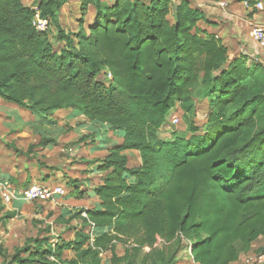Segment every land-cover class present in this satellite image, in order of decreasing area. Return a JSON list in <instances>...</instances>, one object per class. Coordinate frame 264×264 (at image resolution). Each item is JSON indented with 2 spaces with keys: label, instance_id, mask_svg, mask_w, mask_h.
<instances>
[{
  "label": "trees",
  "instance_id": "16d2710c",
  "mask_svg": "<svg viewBox=\"0 0 264 264\" xmlns=\"http://www.w3.org/2000/svg\"><path fill=\"white\" fill-rule=\"evenodd\" d=\"M66 4L0 0V99L42 119L73 109L122 142L97 167L106 174L93 190L98 207L62 214L81 221L73 240L35 239L25 258L0 244L2 264H101L104 253L108 264H177L183 249L192 264L237 262L264 237V66L231 57L220 38L198 27L205 17L186 0L175 7L170 0H81L75 33L60 24ZM90 5L95 14L85 31ZM36 12L49 21L47 31L32 25ZM50 35L63 44L58 51ZM199 103L207 106L203 130L188 121ZM175 108L189 136L160 139ZM130 151L138 153L136 168L127 166ZM14 215H0V227ZM63 251L72 258L61 260Z\"/></svg>",
  "mask_w": 264,
  "mask_h": 264
},
{
  "label": "rangeland",
  "instance_id": "374dc122",
  "mask_svg": "<svg viewBox=\"0 0 264 264\" xmlns=\"http://www.w3.org/2000/svg\"><path fill=\"white\" fill-rule=\"evenodd\" d=\"M101 1L105 3L106 0ZM22 2L25 5H35V0H22ZM69 2V7L63 10L66 20L62 24L71 27L73 19L77 17L76 19L79 20L81 17L80 4L77 3L81 2V0H69ZM215 6L216 8L227 10L230 7V3L223 4V7ZM89 7L91 12L85 13L84 22L88 21L95 13L94 7L92 5ZM169 19L171 20L170 17ZM65 31L67 32L68 29H65ZM49 34L56 35L54 25L50 27ZM53 36L50 39L55 50L58 51L61 47L57 42L53 41ZM206 108V103L197 104L196 116L188 120L200 130H203L207 121L208 113ZM71 114H77V112L73 109L56 111L46 117L49 124L38 125L36 124L37 122L43 121L40 119L41 116L0 99V170L7 172L12 167L20 169L23 161L26 160L28 162L27 160H33L34 163L47 164V167L43 166L45 170H48L45 174H48V172L52 174L50 178L40 175L38 182L42 183L45 179L49 178L46 183L49 186L55 181H53V177L62 175L60 179H64L66 184L63 185L67 189L65 197L58 202L23 201L21 206L15 209L10 208V205L7 207L2 206L0 196V206L2 207L0 215L6 212L16 213L3 227H0V244L10 256L18 253L20 257L25 258L27 255L25 254L26 250L32 249V241L35 239H48V244L52 246L62 241L69 242L73 240L74 233L82 228V224L80 220H69L68 216L61 217L65 210H67L64 205V201L67 199L72 198L74 201L83 200L84 204H87L86 207H89V209L93 208L91 194L87 198L76 199L73 188L69 186V183L75 180L74 177H79L76 180L80 183V186L75 188L74 191L80 192V188L83 186L81 184V181L84 180L83 176L98 177L95 170L97 169L98 162L104 158L106 152L105 149L93 151V147H91L95 142L92 141L93 135L90 132H93L98 127L93 124L89 125V122L82 116L71 117ZM173 119L177 120L178 124H174ZM30 122L33 124H29ZM186 128L187 121L183 117L182 112L178 108H175L166 119L165 125L161 128L159 138L171 140L173 134H187L189 136ZM201 133L199 131V134ZM47 139L52 140V143L48 146L49 150L45 151L43 146L40 149L41 147L38 146V143L41 140ZM127 156V166L129 168L139 166L140 161L138 160L139 156L137 153L128 152ZM90 168L92 171H88ZM15 176H12L10 183H13ZM90 181L93 182L94 179H90ZM29 185L30 182L26 181L21 187L27 189ZM81 192L82 194L85 193V191ZM83 208L72 209L75 213ZM156 245L162 247L163 242L158 240ZM261 250H264V237H260L253 243L248 252L240 253L238 264H264V254H262ZM116 253L119 256L122 255V245H116ZM187 254L188 251L183 249L177 257V264H192L189 258L186 257ZM72 255L70 251H63L62 258L64 259L61 260H68L72 258ZM100 257L103 260L109 258V254L107 253L106 256L102 254ZM0 264H2L1 257Z\"/></svg>",
  "mask_w": 264,
  "mask_h": 264
},
{
  "label": "crops",
  "instance_id": "0c3cea01",
  "mask_svg": "<svg viewBox=\"0 0 264 264\" xmlns=\"http://www.w3.org/2000/svg\"><path fill=\"white\" fill-rule=\"evenodd\" d=\"M112 1L113 0H106L105 4L111 5ZM145 1H147V0H145ZM180 1L181 0H170L171 7L177 6L180 3ZM186 1H188L193 8L199 9L205 17L203 21L198 23V27L205 30L209 34H213V35L217 36L218 38H220L222 40V42L224 43V45L227 47L228 52H229L231 57L246 56L250 59L255 58L258 62H260L264 66V49L259 48L251 39L252 29L257 25H264V11L263 12H256L253 8L245 7L243 5V3H237V2L232 1V0H218V1H215V0H186ZM77 3L80 4L81 2H77ZM228 3H230V7L227 8V10L216 8V6H215V5H218L219 7H223V4H228ZM69 4H70V2H69V0H67V4L60 10L59 20H60L61 26L63 25L62 27L64 29H68V31H67L68 33L69 32L75 33L78 30V19H76L77 17L73 19V23L71 24L72 25L71 27H69L65 24H62L66 20L65 19L66 16L63 14L64 13L63 10L65 8L67 9L69 7ZM25 6L30 7V8L31 7L34 8L33 5L31 6V5L27 4ZM79 8H80V5H79ZM89 8L90 7H88L87 12L90 11ZM94 14L91 16L92 19L89 18L88 21H86V22H84L85 21V16H84L85 14L83 15V23H84L83 29L85 31H87V28L89 27V25L92 24ZM212 26H215V27H212ZM62 45L63 44H60V46H62ZM74 116L77 117V116H82V115L71 114V117H74ZM40 119L43 121H41V122L39 121V122H37V123L35 122V123L38 125H40V124L44 125V124L48 123L46 120L47 118H44V119L40 118ZM29 124L32 125L33 123L30 122ZM92 124L94 126L98 127L95 130H93V132H90L93 135L92 141L95 142L91 146V147H93L92 148L93 151L105 149V152L107 153V150L109 148H111L113 146H118L121 144L122 140L117 136V133L110 130L106 125H101L98 123L89 122V125H92ZM160 132H161V129L158 130V132H157L158 137H160L159 136ZM97 144H99V145H97ZM48 146H50V145H47L44 147L45 151L49 150ZM40 149H42V148H40ZM130 152H134V151H130ZM127 153L128 152H126V156H127ZM134 153H137V152H134ZM41 155H44V154H41ZM37 159H40V158H37ZM27 161L28 162H26V160L22 162L23 165L20 169H16L15 167L14 168L12 167L10 169V171H7V172L0 170V182L4 181V180L8 181L9 184H11L10 188L16 194V196L11 201L12 203L5 204L3 202L2 203L0 202L2 206L7 207L8 205H10V208H12V209H15L16 207L21 206V204L23 203V200H21L18 196H19V192L25 190L21 186L23 184H25L26 181L30 182V185L28 187H31V186H48V185H46V183L49 180V178L52 177V174L49 172H48V174H45L48 170H45L44 167H47L48 165L43 164V163H38V162L34 163L33 160H27ZM41 161H43V160H41ZM100 162L101 161L98 162L97 167L100 165ZM26 163L28 164V166H26L27 165ZM88 171H92L91 168ZM95 173H96V176H98L96 178H91L92 176H83L84 180L81 181V184L83 186H82V188H80V192L85 191V193L82 196L83 198H87L91 194V198H92L91 201L93 203V205H92L93 208H97L99 205L98 200L96 199V197L93 194V190L102 184V180L106 175L105 173L99 171L98 168L95 170ZM14 175H16V176L13 179V183H10L12 181V176H14ZM40 175H44L45 177L48 176L49 178L45 179L44 182L40 183V182H38L40 179ZM60 177H62V175H57V176L53 177V181L54 180L55 181L53 182L52 185H49V186L62 188L64 190V195L62 197H56L54 200H51V201H42V202H51V203L52 202H58L63 197H65V195H66L65 191L67 189L65 188V185H63V184H66V182L64 181V179H62V178L60 179ZM74 179L75 180H73L71 183H69V186L71 188H73V192L75 194L76 191H74V189L79 187L80 183L77 182V180H76V179H79V177H77V178L74 177ZM90 179H94V181L92 182V181H90ZM67 188L69 189V187H67ZM84 203L85 202H83V200L74 201L72 198H69L66 201H64V205L66 206V209H67V210H65V212L71 211L72 213H74V210L72 208H78V207L79 208L84 207L82 210L89 209V207H86L87 204H84ZM67 206H69V207H67ZM0 208L2 209L1 206H0ZM65 212L63 214H65ZM83 215L85 216L84 213L82 214V217H83ZM86 231H88V229H86ZM91 237L92 238L94 237L93 230H91ZM106 254L107 253H104L103 255L106 256ZM62 259H64V258H62ZM108 259L109 258L103 259L101 264H108ZM238 261L235 263H232V264H238Z\"/></svg>",
  "mask_w": 264,
  "mask_h": 264
},
{
  "label": "built area",
  "instance_id": "2783aa9c",
  "mask_svg": "<svg viewBox=\"0 0 264 264\" xmlns=\"http://www.w3.org/2000/svg\"><path fill=\"white\" fill-rule=\"evenodd\" d=\"M245 7H251L256 12L264 11V0L256 1L253 5L244 2ZM32 25L38 32H45L48 29L49 21L45 18H41L36 12ZM252 41L261 49H264V25H257L251 31ZM255 59V58H254ZM256 60V59H255ZM174 124H178V121L173 119ZM64 195V190L60 187H50V186H31L21 192H19V198L26 202H36V201H51L56 197H62ZM0 196L2 202L7 204L12 201L16 196L15 192L10 188L8 181L0 182ZM83 217H85L83 215ZM101 256V255H100ZM51 264H61L57 263L53 258H49Z\"/></svg>",
  "mask_w": 264,
  "mask_h": 264
}]
</instances>
